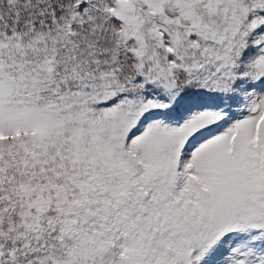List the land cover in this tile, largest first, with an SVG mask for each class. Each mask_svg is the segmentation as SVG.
<instances>
[{
	"label": "snow or ice",
	"instance_id": "obj_1",
	"mask_svg": "<svg viewBox=\"0 0 264 264\" xmlns=\"http://www.w3.org/2000/svg\"><path fill=\"white\" fill-rule=\"evenodd\" d=\"M0 264H264V0H0Z\"/></svg>",
	"mask_w": 264,
	"mask_h": 264
}]
</instances>
